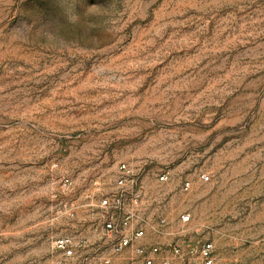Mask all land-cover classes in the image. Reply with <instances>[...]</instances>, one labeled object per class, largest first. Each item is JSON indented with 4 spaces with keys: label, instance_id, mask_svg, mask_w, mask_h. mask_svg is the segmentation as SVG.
I'll list each match as a JSON object with an SVG mask.
<instances>
[{
    "label": "rangeland",
    "instance_id": "rangeland-1",
    "mask_svg": "<svg viewBox=\"0 0 264 264\" xmlns=\"http://www.w3.org/2000/svg\"><path fill=\"white\" fill-rule=\"evenodd\" d=\"M121 162L154 264L198 238L264 264V0H0V264L116 257Z\"/></svg>",
    "mask_w": 264,
    "mask_h": 264
},
{
    "label": "built area",
    "instance_id": "built-area-1",
    "mask_svg": "<svg viewBox=\"0 0 264 264\" xmlns=\"http://www.w3.org/2000/svg\"><path fill=\"white\" fill-rule=\"evenodd\" d=\"M207 180L208 175H202ZM159 181L168 179V171L158 173ZM116 190L111 194L103 195L98 205L104 209L103 226L108 236L112 238V251L117 256L90 260L89 264H154L160 247L157 244L150 246L137 245L135 242L144 235V229L139 225L138 204L141 197V172L135 171L128 163L121 162L117 166L115 179ZM182 190L190 187L188 180L182 182ZM182 222L190 220V214L180 215ZM164 222V219H161ZM83 242L73 241L67 236L55 239L54 246L62 251L64 257H71ZM132 249L135 253L127 263H121L122 252ZM175 255L184 264H216L215 247L210 239L198 238L195 243L181 240L172 245ZM162 264H170L168 259H163Z\"/></svg>",
    "mask_w": 264,
    "mask_h": 264
},
{
    "label": "bare ground",
    "instance_id": "bare-ground-1",
    "mask_svg": "<svg viewBox=\"0 0 264 264\" xmlns=\"http://www.w3.org/2000/svg\"><path fill=\"white\" fill-rule=\"evenodd\" d=\"M125 253V252H124Z\"/></svg>",
    "mask_w": 264,
    "mask_h": 264
}]
</instances>
